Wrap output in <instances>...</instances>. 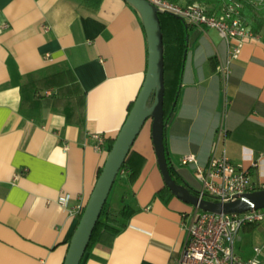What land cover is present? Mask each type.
<instances>
[{"label": "crops", "instance_id": "1", "mask_svg": "<svg viewBox=\"0 0 264 264\" xmlns=\"http://www.w3.org/2000/svg\"><path fill=\"white\" fill-rule=\"evenodd\" d=\"M142 21L124 0H0V264H62L79 217L69 207L86 204L107 156L106 137L120 131L144 80ZM258 35L231 62L222 117L217 65L226 44L212 28L186 31L164 143L194 190V166L180 159L193 154L204 164L221 124L218 150L264 184V29ZM177 57L172 45L170 64ZM92 133L105 138L100 151ZM131 147L145 158L128 186L135 212L123 229L99 224L95 237L106 229L115 238L110 246L94 243L79 264H173L182 249L181 221L192 206L163 189L149 119ZM61 197L66 206L57 202ZM242 228L236 254L249 258L264 241V220ZM258 258L264 262V251Z\"/></svg>", "mask_w": 264, "mask_h": 264}, {"label": "built area", "instance_id": "2", "mask_svg": "<svg viewBox=\"0 0 264 264\" xmlns=\"http://www.w3.org/2000/svg\"><path fill=\"white\" fill-rule=\"evenodd\" d=\"M159 13H170L198 29H215L226 44V57L217 65L222 91V117L228 105L226 97L230 80L231 62L240 55L243 43L258 40L259 35L245 22L242 15V3L235 0H221L218 10L207 13L205 6L199 3L179 4L169 0H148ZM254 6L261 7L263 0H248ZM47 28L43 26V30ZM215 146L204 164H200L193 154H186L180 159V165H193L194 176L198 181L197 196L214 201L229 202L240 198L244 193L264 189V184L253 180L250 169L234 164L225 150H218V145L225 135L223 124L218 126ZM93 148L100 151L105 138L92 133ZM66 149V147H64ZM67 197L57 202L67 205ZM69 207V206H68ZM80 203L69 207V215L79 216L83 210ZM181 224L186 237L181 251L174 258L173 264H264L258 258L264 251L262 244L253 247L254 255L241 258L234 249L235 239L240 229L250 223L264 220V208L250 209L242 213H213L193 207L183 214Z\"/></svg>", "mask_w": 264, "mask_h": 264}, {"label": "water", "instance_id": "3", "mask_svg": "<svg viewBox=\"0 0 264 264\" xmlns=\"http://www.w3.org/2000/svg\"><path fill=\"white\" fill-rule=\"evenodd\" d=\"M140 15L147 37L148 62L144 80L134 104L107 153L95 187L83 207L71 236L62 264H79L91 239L102 207L109 195L121 165L146 120L151 121V142L162 179L172 194L203 211L213 213H242L252 208H264V189L244 193L235 201L219 202L200 198L170 176L165 158L163 121V40L157 8L148 0H124ZM170 14V13H168ZM172 15V14H170ZM175 16V15H173ZM177 17V16H176ZM179 18V17H178ZM186 51L183 53V60ZM153 94L152 101L150 97ZM178 94V93H177ZM177 98V97H176Z\"/></svg>", "mask_w": 264, "mask_h": 264}, {"label": "trees", "instance_id": "4", "mask_svg": "<svg viewBox=\"0 0 264 264\" xmlns=\"http://www.w3.org/2000/svg\"><path fill=\"white\" fill-rule=\"evenodd\" d=\"M173 3L179 4H191L199 3L205 6L207 13H213L218 10L221 0H169ZM242 3V15L245 19V22L253 30L254 33L259 34L264 29V4L261 7L254 6L252 2L248 0H235ZM264 2V0H263ZM158 20L161 26L162 31V40H163V78H164V92H163V121L165 124L164 129V140H165V130L166 126L172 118L174 108L177 102V93L180 84V74L182 70V57L186 49V31L193 26L186 23L183 19L176 16L170 15L168 13H159ZM174 46L177 50L178 57L176 60L170 64L168 60V48ZM153 94L150 97V102L152 101ZM134 102V101H133ZM131 102L129 107V112L134 104ZM128 112V113H129ZM128 115V114H127ZM119 132V131H118ZM118 134V133H117ZM117 134L114 137H106V153L109 152L111 144H113ZM124 161L121 165V168L111 185L109 195L104 203L97 224L107 225L115 229H123L127 226L128 220L135 212V208L127 202V196L129 194L130 185H132L139 176L140 169L144 164L145 158L137 153L131 147L124 157ZM165 158L167 162V168L170 176L173 180L178 183L186 186L190 193L197 194V191L194 190L191 186L187 185L180 175L178 174L177 169L172 165L165 147ZM104 164V162H103ZM103 164L99 167L96 176V179L99 176V172L103 167ZM254 173V172H253ZM120 184L124 185V190L121 189ZM163 189L169 194L171 191L165 185ZM212 200L210 198H206ZM82 213V212H81ZM82 215V214H81ZM80 215L78 217V220ZM78 223V221H77ZM77 225V224H76ZM258 223H250L243 226V231L253 230ZM95 226V227H96ZM115 238V233L106 229L99 231L95 237V228L92 233L91 239L89 240L86 250L90 248L94 243L101 244L103 246H110ZM69 244V243H68ZM85 250V251H86Z\"/></svg>", "mask_w": 264, "mask_h": 264}, {"label": "rangeland", "instance_id": "5", "mask_svg": "<svg viewBox=\"0 0 264 264\" xmlns=\"http://www.w3.org/2000/svg\"><path fill=\"white\" fill-rule=\"evenodd\" d=\"M119 185L122 186L123 184H120V183H119ZM124 185H125V184H124ZM124 185L121 187V189H123V190H124ZM98 229H99V224H98V225L96 226V228H95V233H96V231H98ZM235 249H236V253L239 254V251H238L239 249H238V244H237V242L235 243Z\"/></svg>", "mask_w": 264, "mask_h": 264}]
</instances>
